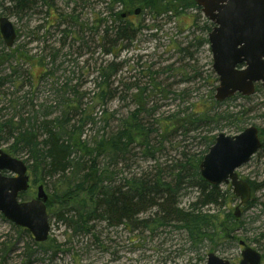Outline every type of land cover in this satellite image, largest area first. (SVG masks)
Here are the masks:
<instances>
[{
  "label": "rangeland",
  "instance_id": "obj_1",
  "mask_svg": "<svg viewBox=\"0 0 264 264\" xmlns=\"http://www.w3.org/2000/svg\"><path fill=\"white\" fill-rule=\"evenodd\" d=\"M47 1L50 3L38 1L32 8L16 14L4 11L3 6L9 5L10 2L0 0L3 3V6H0V16H7L18 30L17 39L11 48L5 46L0 36V125L3 124L0 134L5 137L0 146L4 150L12 145L10 135L13 131L10 127L16 125L21 118L31 115L37 109L40 119L48 111L51 116L57 115L61 108L59 94L65 85L79 93L87 92L82 101L83 106L86 112L95 118L96 125L84 126L86 136L94 135L97 127L101 133L102 127L114 124L109 119L111 115L108 114L115 111L114 116L118 117L131 107L127 106L130 102L126 87L121 89L119 81L126 84L136 79L142 84L146 83L147 71L159 72L157 75L159 81L174 92L185 87L190 89L184 100L171 93L166 97L156 95L154 98L159 116L177 108L182 110L186 107L188 111V107L192 105L194 107L197 102H211L210 97L215 100L218 82H214L211 75L212 55L209 43L204 41L207 33L202 30L207 19L200 8L189 9L171 18L160 16L157 20H152L145 10L138 12L137 15L128 14L125 16L128 20L132 22L141 20L146 27L141 29L132 41L124 42L125 46L120 45L119 50L114 49L106 54L104 48H107L108 44L107 42L99 44L101 32L97 30V20L104 18L108 20L107 24L112 25L114 18L116 19L114 13L117 11L124 13L122 7L118 4H115L116 7L112 6L111 0ZM108 7H112L113 10L109 11ZM72 9L77 17L69 19L68 14ZM58 14L60 24L53 20ZM64 29L65 31H62ZM110 39L111 35L106 41ZM17 49L24 53V58L31 59L20 62L13 58L12 54ZM39 60L48 62L47 69L52 72L37 78L40 69L32 64ZM110 61L117 63L114 66L117 71L112 76L111 86L120 87L117 88L115 96H107L104 104L100 105L98 104L100 100L95 97L94 92L104 88L103 84L99 88H94L98 79L96 70ZM14 69L15 74L12 72ZM194 69L198 72L195 77ZM10 73L11 76H8ZM186 77L191 79L188 82H178ZM252 105L253 110L246 116L241 129L248 125L261 128L263 126L261 115L264 113L263 88L255 91L250 103L236 97L215 106L214 111L228 108L236 112ZM195 108H199V105L197 104ZM74 117L77 119L79 115ZM211 127L190 131L186 135L177 133L167 142H162V147L160 146L157 153L160 165L166 164L164 161L181 157L182 153L188 157L200 154L205 150V141L202 137L216 136L220 132L227 135L238 133L237 127L226 121ZM14 156L24 159L21 154ZM155 161L138 156L128 165L122 166V170L125 174L140 170L149 171L152 169L150 166L155 165ZM236 172L240 179L247 181L250 186L252 184L249 199L245 204L240 203V198L233 195L231 185L220 184V191L228 190L233 197L225 202L220 198L217 204L199 206V210L210 214L221 211H230L233 214L235 207L238 206L237 221L234 224L232 222L234 215L231 216L227 219L229 228L223 230L215 227L213 231L208 230L206 238L194 241L185 231L175 227L159 228L153 233L146 231L137 238V231L128 232L122 226L107 228L102 223L96 227L98 240L92 239V243L90 237L68 235L69 232L55 215L56 204L47 208L50 229L47 240L41 247L33 244L40 243L36 242L28 231L13 226L0 214V264H204L209 252L237 264L241 259L242 250L238 245L239 240H243L263 256L264 149L259 150ZM28 173L30 187L26 192L29 196L34 197L37 186L42 184L48 196L47 200L51 201L52 183L55 178L34 183L33 175L29 170ZM197 194L196 186L184 189L179 198V205L187 207L190 202L196 200ZM149 210L153 212L155 209ZM3 243L6 245L5 250L2 249ZM261 264H264V256Z\"/></svg>",
  "mask_w": 264,
  "mask_h": 264
},
{
  "label": "trees",
  "instance_id": "obj_2",
  "mask_svg": "<svg viewBox=\"0 0 264 264\" xmlns=\"http://www.w3.org/2000/svg\"><path fill=\"white\" fill-rule=\"evenodd\" d=\"M4 1L10 2L9 5L4 6L3 1L0 2L4 11L16 14L32 8L38 1L50 3L47 0ZM111 4L112 6L118 4L124 9V13L115 12L116 19L114 18L112 25L107 24V19L97 20V30L101 32L99 44L102 45L103 42L108 44L107 48H104L106 54L114 49L119 50L120 45L132 41L136 34L146 27L141 20L132 22L125 17L128 14L137 15L138 13H134L136 8L140 9L139 12L145 10L152 20H157L160 16L171 18L189 9H199L194 0H111ZM108 9L113 10L112 7ZM59 16L58 14L53 17L58 24L61 23ZM75 17L77 15L73 14L72 9L68 18ZM211 27L212 24L206 20L202 30L208 33ZM16 31L18 36V30ZM109 35L112 39L106 41ZM204 41L208 42L207 38ZM184 50L185 48L182 51ZM12 56L20 62L31 59V57L24 58V53L18 49ZM47 63L39 60L32 64L40 69L37 78L52 72L48 71ZM116 64L110 61L96 70L98 79L94 88H99L102 84L104 88L94 92L95 97L100 100L98 101L100 105L104 104L107 96H115L117 88L120 87L111 86L112 76L117 71L114 67ZM12 72L15 74L16 69ZM197 73L194 69L193 76L198 75ZM157 75L159 72L147 71L148 80L143 84L136 79L126 84L119 81L121 89L126 87L130 102L127 106L131 107L118 117L114 116L115 111L108 114L111 115L109 119L114 124H107L106 128L102 127L101 133L97 127L94 135H85L86 124L96 125L95 118L86 112L83 106L82 101L87 92L79 93L66 85L63 89L61 87L62 91L58 99L61 108L57 115L51 116L48 111L40 119L37 109L10 127L13 131L10 135L12 145H9L6 151L13 156L23 155L27 169L33 175V182H45L47 179L55 178L52 183L51 201L46 205L48 208L57 204L55 215L63 223L69 236L90 237L93 243L92 239L98 240L96 227L103 223L107 228L122 226L128 232L137 231V238L146 231L153 233L159 228L175 227L185 231L191 239L197 241L206 238L208 230L213 231L215 227L223 230L229 228L227 219L234 215L230 211L210 214L199 210V206L217 204L220 198L225 202L233 197L228 190L221 192L219 186L210 185L199 173V163L215 136L202 137L205 141V150L200 154L188 157L182 153L181 157L164 161L166 164L163 166L158 161L157 153L160 146L162 147V142H167L177 133L186 135L190 131L215 127L221 121L236 126L239 131L242 128L241 124L245 123L246 116L252 112L253 105L236 112L228 108L215 112L214 107L221 105L222 102L210 97L211 102H197L194 107L193 105L188 107V111L186 107L182 110L177 108L159 116L158 105L154 98L156 95L166 97L171 93L184 100L190 89L185 87L174 92L170 87L167 88V85H163ZM211 75L216 82L217 78L213 72ZM190 79L191 77H186L178 82H188ZM259 89L260 86L257 85L256 90ZM236 97L251 102V96L241 95H235L227 100ZM197 104L199 108H195ZM74 115L79 117L76 119ZM261 116L263 126L258 128L261 139L260 150L264 149V113ZM2 126L3 124L0 125V131ZM2 140H5V137L0 134V142ZM138 156L150 161L156 160L155 165L150 166L152 169L149 171L140 170L125 174L122 166L128 165ZM194 186L197 187L198 192L196 200L190 202L187 207L180 206L179 198L182 191ZM19 198L26 200L30 196L28 192H22ZM152 208L155 209L153 212L149 210ZM148 210L149 213L146 214ZM233 218L232 222L236 224L237 219ZM33 244L42 246V243L33 242ZM5 247L3 243L2 249L5 250Z\"/></svg>",
  "mask_w": 264,
  "mask_h": 264
},
{
  "label": "water",
  "instance_id": "obj_3",
  "mask_svg": "<svg viewBox=\"0 0 264 264\" xmlns=\"http://www.w3.org/2000/svg\"><path fill=\"white\" fill-rule=\"evenodd\" d=\"M194 1L214 24L208 33L212 69L219 81L214 98L223 101L235 93L252 95L257 82L264 87V0ZM0 35L6 47L13 45L16 32L6 16L0 17ZM259 148L254 125L234 135L220 132L200 161L199 173L210 185L230 183L232 193L240 198V203H245L250 186L238 177L236 169L247 163ZM28 180L24 161L0 148V213L13 224L28 229L36 242H43L50 229L45 206L47 195L39 185L36 197L19 201L18 194L27 189ZM237 211L238 206L236 217ZM241 256L238 264H260L259 253L249 246H245ZM205 264L230 263L210 252Z\"/></svg>",
  "mask_w": 264,
  "mask_h": 264
},
{
  "label": "flooded vegetation",
  "instance_id": "obj_4",
  "mask_svg": "<svg viewBox=\"0 0 264 264\" xmlns=\"http://www.w3.org/2000/svg\"><path fill=\"white\" fill-rule=\"evenodd\" d=\"M244 242V241H243ZM238 245H239V247H242V249L243 248H245V246H247L246 245V243L244 242V244L242 245V244H240V243H238ZM256 250V249H255ZM242 251V250H241ZM241 251H240V255H241ZM257 251V250H256ZM258 253H259V251H257ZM259 255H260V264H261V261H262V257L264 256H262V254L261 253H259ZM231 263V262H230ZM232 264H236V263H232Z\"/></svg>",
  "mask_w": 264,
  "mask_h": 264
},
{
  "label": "bare ground",
  "instance_id": "obj_5",
  "mask_svg": "<svg viewBox=\"0 0 264 264\" xmlns=\"http://www.w3.org/2000/svg\"><path fill=\"white\" fill-rule=\"evenodd\" d=\"M85 1V0H84ZM90 1V0H89Z\"/></svg>",
  "mask_w": 264,
  "mask_h": 264
}]
</instances>
